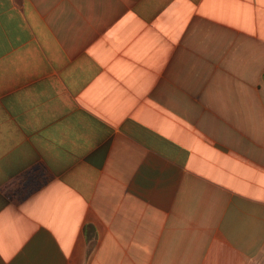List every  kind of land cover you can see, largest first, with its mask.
Wrapping results in <instances>:
<instances>
[{"label": "crops", "instance_id": "1", "mask_svg": "<svg viewBox=\"0 0 264 264\" xmlns=\"http://www.w3.org/2000/svg\"><path fill=\"white\" fill-rule=\"evenodd\" d=\"M0 264H264V0H0Z\"/></svg>", "mask_w": 264, "mask_h": 264}]
</instances>
